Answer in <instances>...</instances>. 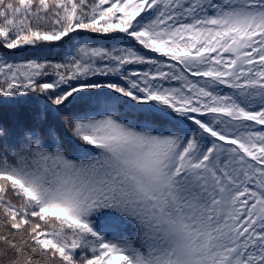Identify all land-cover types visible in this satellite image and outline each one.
<instances>
[{
    "label": "snow or ice",
    "instance_id": "obj_1",
    "mask_svg": "<svg viewBox=\"0 0 264 264\" xmlns=\"http://www.w3.org/2000/svg\"><path fill=\"white\" fill-rule=\"evenodd\" d=\"M0 264H264V0H0Z\"/></svg>",
    "mask_w": 264,
    "mask_h": 264
},
{
    "label": "trees",
    "instance_id": "obj_2",
    "mask_svg": "<svg viewBox=\"0 0 264 264\" xmlns=\"http://www.w3.org/2000/svg\"><path fill=\"white\" fill-rule=\"evenodd\" d=\"M29 55H32V53H29ZM23 57L22 56H18V57H15L14 59L10 58L9 59V62H22L23 61Z\"/></svg>",
    "mask_w": 264,
    "mask_h": 264
}]
</instances>
